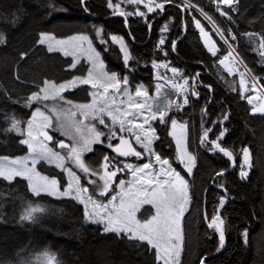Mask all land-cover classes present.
<instances>
[{"label": "trees", "instance_id": "16d2710c", "mask_svg": "<svg viewBox=\"0 0 264 264\" xmlns=\"http://www.w3.org/2000/svg\"><path fill=\"white\" fill-rule=\"evenodd\" d=\"M160 1L165 5L161 15L155 10L144 16L136 13L135 5L125 7L123 1L120 6L126 9L118 14L109 6V0H0V156L17 157L28 152L27 146L20 143L22 129L37 105L26 107V98L45 81L62 82L76 76L77 71L69 70L70 58L39 43L42 33L61 38L92 35L110 71L133 75L134 80L152 88L153 62L171 60L186 70L185 76L197 77L199 94L180 115L188 120V147L197 162L190 178L193 201L183 223L181 264H201L204 259L205 264H264V115L253 114L241 88H234L231 77L220 69L225 45L220 43V54L212 56L195 22L199 20L206 30L211 26L200 15L184 9L179 0ZM192 1L226 35H235L238 54L264 87V56L260 49L264 0H236L235 6L226 9H221L217 0ZM221 11L227 15H221ZM170 22L173 29L166 46L160 49L162 30ZM114 35L126 40L134 58L132 71L127 69L120 47L110 39ZM137 61L143 64L137 66ZM206 105L211 121L229 114L228 122L217 126L211 139L217 140L221 130H226L220 143L233 153L235 163L203 141ZM13 119L21 122L20 132L4 131L11 128ZM158 133L156 151L178 166L169 123L160 125ZM244 148L252 154L248 180L240 175ZM106 154L97 145L86 156V162L97 168ZM38 168L65 185L64 172L45 163ZM221 172L223 175H218ZM221 198L225 200L223 206ZM29 205L44 210L35 213V221H22L21 215ZM216 216L223 221L227 240L221 253L219 232L208 224ZM44 252L55 256V264H161L147 242L104 233L102 227L88 222L82 204L76 200L35 196L23 178L8 182L0 177V264H52Z\"/></svg>", "mask_w": 264, "mask_h": 264}, {"label": "rangeland", "instance_id": "374dc122", "mask_svg": "<svg viewBox=\"0 0 264 264\" xmlns=\"http://www.w3.org/2000/svg\"><path fill=\"white\" fill-rule=\"evenodd\" d=\"M120 1H123L125 3V7H127L128 5H135L137 7L136 13L138 15H141L142 13L144 16H148V14L154 13L155 10H158L160 13L165 9V7H163V9L156 7V5L158 4L164 5V3L160 0H114L112 2V7L118 13L126 9L125 7L120 6L119 3ZM179 1L183 3L184 9H188L191 14L194 13L195 15L196 14L200 15L202 19H204V21L211 26V30L208 29L206 30V28L199 20L196 21H199L200 27H197V24L195 22L196 27L200 30V32H201V28H203L204 30V32H201V35L204 40L206 49L209 51V47H213V46L215 47L216 55H213L212 52L209 51V53L212 56H217L220 54V43H223L225 45L227 50L226 53L220 59L223 60L224 63L221 64L219 61L220 69L231 77L232 79L230 80L231 85L234 88L235 87L237 88V86L241 88V92L244 98L246 99V101L251 106L253 114L264 115V111L256 110V109H264V87L262 86L259 78H257L250 72V70L244 63L243 59L238 54L236 45L233 42L235 39L232 38V36L235 35H233V33L226 35L219 28V26L213 21V19L209 17L206 13H204V11L200 7L194 4L192 0H179ZM123 2L121 3L123 4ZM236 2H237L236 0H233L232 4L228 5L222 3L221 0H217V4L218 6L221 7V9L222 8L226 9V7L235 6ZM149 7L153 8L154 10L149 11L148 10ZM171 24L172 22L165 23L164 25V28L162 30L163 35L160 38L158 44V48L160 49L161 48L164 49V47L167 44L170 33L173 29ZM98 33L100 35L102 34L101 29H99ZM204 33H207V35H204ZM43 36L49 37L50 39H46L45 43L43 44L40 43V44L46 47L48 50H49V45L51 44L53 48L51 52L59 53L66 58H70L72 60V65L69 67V70L73 72L77 71V73L75 74L76 76L72 77L69 80H65L62 82H56V81H49V82L55 85L67 84V82L72 81L76 77L87 78L89 72H91L92 82L97 83L98 85L102 84L108 86V92L104 93L103 87L93 88L92 83L80 84L79 81H77L76 86L69 85L66 88V90L61 91L59 93V96L56 99L54 100L49 99L47 101L33 103L37 105L36 108H39L44 113L45 116L49 117L50 124H48V122L45 121L43 117L37 114L35 119L32 121V129H31L32 138L28 136L29 129L27 127V122H26L24 124V128L22 129L23 131L22 140L25 139L29 140L37 151H47L48 149H51L53 152H57L60 154V156L65 157V159L62 162L64 164V168H71V170L75 172L77 176L80 177L79 186L81 188H87L86 192L80 193V198L83 199L85 203H81L80 199H74L70 196L48 195L47 192H43V191L41 192V195H47L58 199H62V198L74 199L78 203L82 204L84 211H85V204H87L88 206L87 210L89 213L95 210L101 212L102 214H105L104 210L94 209L93 205L90 202H88V197L91 196L92 199L95 200L97 203L108 204L109 201L111 200V197L116 196L117 199L113 203L109 204V210L114 211L115 207L119 206L120 199L123 198L126 202V208H131L134 205L138 206V211H135L134 215L137 220L143 222L146 219H151V217L156 214V207L154 203H141V201L145 199V195L142 189L148 188L149 191H151V188L157 187L155 182L156 180L159 181L172 180L175 178V174L179 173V175L185 181H187V193H188V203L184 206L185 207L184 214L180 220V226L182 230L181 233L182 246H181L179 259L181 264L183 258V251H184L183 223L185 216L188 213L193 201L192 192L190 188V178L194 174V170L196 168L197 162H196V157L190 152L188 147V133H189L188 120L185 117H181L180 115L184 112L185 108L190 104L191 99L195 97L198 98L199 96L197 92V85H198L197 77L185 76L184 74H186L185 72L186 70L184 68L174 65L171 60H165L160 62L157 61V62H153L154 72L152 73H153L155 86L152 88L151 86L144 85L143 83L134 80L136 78L133 77V75H122L119 72L110 71L108 69V61L104 58V54L98 48L96 39H94L92 35L80 33V34H73L61 38V37H56L50 33H42L40 35V39ZM81 36L86 37L87 39H72L73 37H81ZM113 37H115V39H112ZM110 39L112 40L113 43L117 44L120 47L123 53L126 67L128 70L132 71L130 63L132 60H134V58L131 50L127 46L126 40L118 35L111 36ZM100 40H102V38H100ZM161 40H163L164 43H160ZM57 41H63L64 43L58 44ZM176 41H174L173 43L174 45ZM260 49H261V53H264V48L260 47ZM166 51L167 50H164L165 55H167ZM66 52L68 53V55H65ZM229 53H231V55H229ZM126 56L128 57L127 62L125 61ZM135 64L137 66H140L143 64V62L137 61L135 62ZM172 68H176L178 70L177 73H173L171 71ZM112 74H116L117 79L121 81L125 77L128 80L127 85H124L123 83L120 84V92H117L113 87L114 82L108 79V77H110ZM185 80H187V83H185ZM141 86L144 90L147 91V96L138 97L135 95L136 89ZM42 87H44V85ZM125 90L127 91V94H124ZM48 91L50 94H55L54 90L51 88H49ZM194 93L196 94L194 95ZM60 97H63L64 99H60ZM185 97H187L189 101L187 104L183 103ZM249 98H251V102H249ZM105 99L108 101L109 107L112 109V115H115L117 117V121L115 124H113L111 118L107 114L95 112V109L100 107ZM113 100L115 101L114 104H112ZM66 101H71V104L66 103ZM137 103L143 104L145 105V107L142 110L137 109L134 107V105ZM45 105H47L48 107L45 108ZM79 105H89L90 107L80 108L78 107ZM148 105H151L152 111L157 110V108L164 109L167 106V113L164 118L166 122L162 123L159 117H157V119L155 120H152L150 118L149 109L147 108ZM116 107L123 109L125 115L121 116V113L116 112L115 111ZM208 107H209L208 105L204 107V113L206 114V118L204 122H205V130L211 129V131L208 132L206 139L204 138L203 135L204 138L203 141H205V143H208V145H211L212 148L211 150H213L214 152L223 154V152L219 151V149L213 147L211 144V141H217L221 145L220 138L217 140H212L211 138L215 133L217 126H219L220 124H226L228 122L229 114L228 113L225 114L228 117L227 119H224L225 115H222L221 117L219 116L217 118H214L213 121H211V114L208 111ZM36 108L32 109V112L28 120L32 119L33 113L35 112ZM53 108L56 110L55 112L52 111ZM72 112H75L76 115L72 116L71 115ZM56 113L61 114V118L59 120L56 118ZM128 113H131L132 115H127ZM94 114L97 116L96 119L92 118ZM101 116L104 118L105 124L110 126V131L118 132L120 134V137L129 136L131 138V142H129L131 147L134 148L136 151L141 152L142 154L141 157L139 158L134 155H128L126 159L123 161V167L126 164H128V165H132L134 169L137 166L142 167L144 163L150 162L152 164V168L146 170V171H151L155 178L153 184L150 187L144 184L142 180L137 182V177L145 176V173H137V176L134 177L132 175V169L124 168L127 173V176L124 177L125 179L120 177L119 180H116L114 182L110 181L111 187L109 189L108 194L105 196L99 195V189L97 185L100 186L103 185L104 181L100 179V176L104 174H101L102 173L101 168L98 170H92V167H90L86 162V156L93 151V149L97 146V144H105L106 142L107 133L109 132H107L106 129L104 128L105 126L99 123V118ZM121 118H123L124 120V128H125L124 131H120ZM169 118L175 119L177 121L176 128L172 127L171 120ZM145 119H148L149 123L147 124L143 123ZM130 120L133 122L129 123ZM168 123H169V133H170L169 135L173 139L176 148L177 162L179 164L178 166L171 158H166L161 156L155 149V144L160 140V133H158L159 127L160 125L163 126ZM45 124H48V126L45 127ZM93 125H95L97 131L103 132L104 135L100 136L99 143L90 144V148L92 149L91 151H82L81 160L91 170L88 173H84L80 170L79 167H77L76 163H74L72 160H69L67 158V155L73 147L77 148V150H80L86 139L94 138V133L89 131V129ZM180 125H183V127H180ZM76 128H79L80 131L77 132ZM129 128L132 129L131 132L127 131V129ZM149 129H154V132L150 131ZM44 133H46L47 136L52 137V139L48 140L45 137ZM136 135H140L141 140L144 143H147L149 140L151 141V143L148 145L149 150H146L144 147L141 146V144H138L136 142L135 139ZM145 136L147 137V140L145 139ZM178 140H180V144L177 143ZM59 142H63L68 147L60 148ZM24 145L27 146L28 148L27 149L28 152L26 154L17 157L0 156V163L8 164L9 166L16 167L18 169L21 167L34 169V172L39 173L40 176H47L50 179L55 178L59 182L60 191H63L67 187L70 181H72L74 189L76 188L74 177L69 176L67 171L57 166L58 164L61 163L60 160L53 158L52 162H49V160L43 159V160H39L35 165H33L32 157L34 153L32 152V149L28 147L27 144ZM182 150H186L188 155L182 156ZM157 154L161 157V159L168 160V164L161 165L160 163H158L155 160V155ZM188 156H191L193 159L189 160ZM230 159L232 160V158ZM244 159L245 158L243 155L240 175L242 171H246L248 173L247 176L246 177L241 176V177L244 180H248L252 168L251 152H250V163H251L250 168L248 167L247 164L244 163ZM12 161H20L21 163H18L16 165H11ZM40 163H45L49 166H53L57 168L59 171L64 172L66 179L65 185H62L60 179L42 173L38 168V165ZM162 168L164 169L165 174L157 176L156 174L160 173ZM189 168L191 169V172L188 171ZM93 171H95L97 175H92ZM168 172H172L173 175L168 176L166 174ZM16 178H22V177L18 176ZM145 179H147L146 176ZM92 180L97 182L96 185L89 183V181ZM33 181L36 183H43V181H41L39 177L36 176H33ZM120 181H124L123 186L120 185L119 183ZM26 182L29 188V182L27 180ZM29 191L32 193L30 188ZM73 195H75V191ZM224 204H225V200L223 205ZM218 217L220 220H222L220 216ZM212 220H209L208 224L211 223ZM88 222L99 225L100 227H102L103 230L104 225L102 223H93L90 220H88ZM218 223L219 221H217V224ZM211 227H214L219 232L220 235V231L217 229L216 225H213ZM220 228L223 230V224L220 225ZM151 248L153 247L151 246ZM153 249L157 253V249L155 248ZM158 260L161 264H164L163 259H158Z\"/></svg>", "mask_w": 264, "mask_h": 264}, {"label": "snow or ice", "instance_id": "6c2138e0", "mask_svg": "<svg viewBox=\"0 0 264 264\" xmlns=\"http://www.w3.org/2000/svg\"><path fill=\"white\" fill-rule=\"evenodd\" d=\"M83 2V0H82ZM167 2H171V0H167ZM222 3L231 5L233 0H221ZM109 6L111 7V0H109ZM156 7L163 9V4H158ZM149 11H153L154 9L149 7ZM220 9H218L219 11ZM235 10V9H233ZM141 15H143L141 13ZM206 15V14H205ZM221 15H227V13L221 11ZM210 19V18H209ZM15 21H13L14 23ZM197 27H200L199 21H196ZM201 32H204L203 28H201ZM204 35H207V33H204ZM245 35L251 36L252 34L246 33ZM2 37H0V42H2ZM46 39H50L49 37L43 36L39 43L43 44L45 43ZM72 39H87L86 37H73ZM112 39H115L113 37ZM235 39V37H233ZM58 44L64 43L63 41H57ZM160 43H164L163 40L160 41ZM260 47L264 48V38H261ZM53 48L51 44L49 45V51H52ZM209 51L212 52L213 55H216V49L215 47H209ZM25 54H22V56ZM65 55H68L66 52ZM231 55V53H229ZM261 55H264V53H261ZM128 57H125V61L127 62ZM220 63L223 64L224 61L220 60ZM74 67V65H73ZM171 71L173 73H177L176 68H172ZM106 75V74H105ZM92 73L89 72L87 78H80L76 77L72 81L67 82V84H60L55 85L49 81L44 82V87H40L38 92H33L29 97L25 100V106L31 107L34 102H42L47 101L49 99H56L59 96V93L61 91L66 90V88L71 86H76L77 81H79L80 84H89L92 83L93 88L97 87H103L104 93L108 92V86L106 85H98L97 83L92 82L91 80ZM110 81H113V87L117 92H120V84L123 83L124 85L128 84L127 78H123V80H119L116 77V74H112L110 77H108ZM185 83H187V80H185ZM210 87V86H208ZM51 88L54 90L55 94H50L48 89ZM159 90V89H158ZM124 94H127V91L125 90ZM196 93H194L195 95ZM95 95V94H94ZM136 96H147V91L144 90L141 87H138L135 92ZM60 99H64L63 97H60ZM18 102V101H17ZM188 98L185 97L183 103L187 104ZM249 102H251V98H249ZM66 103L71 104V101H66ZM115 101H112V104H114ZM170 106V105H169ZM48 106L45 105V108ZM80 108H87L90 107L89 105H79ZM137 109H143L145 105L137 103L134 105ZM180 107V106H178ZM147 108L150 112V118L152 120L157 119L159 117L160 121L162 123L165 121V115L167 113V106L164 109L157 108V110L152 111L151 105H148ZM259 111H264V109H256ZM53 112L56 110L53 108ZM116 112L121 113V116L125 115L123 112V109L116 107ZM255 111V110H254ZM95 112L97 113H103L107 114L113 124L116 123L117 117L115 115H112V109L109 107L108 101L105 99L104 102L101 104L100 107L95 109ZM39 114L45 121L50 124V120L48 116H45L44 113L39 109L36 108L35 112L33 113L32 119L27 121V127L29 129L28 136L32 138V121L35 119L36 115ZM72 116H75L76 113L72 112ZM127 115H132L131 113H128ZM56 118L59 120L61 118L60 113H56ZM93 119H96L97 116L94 114ZM227 115L224 116V119H227ZM171 120V125L173 128L177 127V121L175 119L169 118ZM133 121H129V123H132ZM21 122L19 120L13 119V122L11 124V128L4 129V131H13L16 130L17 132H20L19 124ZM99 123L102 125H105L106 127L108 125L105 124L104 118L101 116L99 118ZM145 124L149 123L148 119H145ZM48 124H45V127L48 126ZM180 127H183V125H180ZM124 120L123 118L120 119V131H124ZM150 131L154 132V129H149ZM76 131L79 132L80 129L76 128ZM90 132L94 133V138L86 139L81 147L80 150H77V148L73 147L71 151L68 153L67 158L69 160H72L74 163H76L77 167L80 168V170L84 173H88L91 170L89 167L81 160V153L82 151H91L90 148L91 143H99L100 142V136L104 135L103 132L97 131L95 125H93L90 129ZM127 131L131 132L132 129L129 128ZM211 131V129L205 130L204 138H207L208 132ZM226 131V130H225ZM224 131L220 133V137L222 138L224 136ZM45 137L48 140H51L52 137L47 136L46 133H44ZM116 137V132L111 131V134L109 135V139H112ZM120 145H127L128 150H122L120 145L113 146L109 144V147H113L114 151H116L120 156H128V155H134L136 157H141V152L136 151L134 148L131 147L128 140L124 139L123 137H120ZM136 142L138 144H141L142 147H144L146 150L148 149V145L151 143L149 140L147 143L142 142L140 135L135 136ZM145 139L147 140V137L145 136ZM20 143L27 144L30 149H32V152L34 153L32 159H33V165H35L39 160L47 159L49 162H52L53 158H56L61 161L60 164H58V167H61L65 171L68 172L69 176L74 177L76 188L74 189L72 181L69 182L67 187L60 191L59 188V182L55 178H49L47 176H40L39 173L34 172V169H28L26 167L16 168L9 166L8 164L0 163V177H2L5 180H8L11 182L16 177H22L23 179H26L29 182V188L32 191V193L35 196H40L41 192H47L48 195H56V196H70L74 199H80L81 203H85L83 199L80 198L81 192H86L87 188H81L79 186L80 184V177L76 175L75 172L71 170V168H64V164L62 163L65 157L60 156L59 153L53 152L51 149H48L47 151H37L33 145L30 143L29 140H21ZM178 144H180V140L177 141ZM211 144L213 147L219 149V151L223 152V154L229 158H232L233 153L228 151L227 149L221 147V145L217 141H211ZM60 148L68 147L63 142H59ZM243 155H244V163L248 165V167H251L250 163V152L247 148L242 149ZM188 155L186 150H182V156ZM6 159V158H5ZM189 160H192L193 158L191 156H188ZM155 160L160 163L161 165H167L168 160L161 159V157L157 154L155 155ZM105 163L102 165V167L105 169L104 175L100 176V179L104 181L103 185H97L99 189V195L105 196L108 194L109 189L111 187L110 181L113 180L114 177H116L118 171H123V168L120 169H114L112 171H108V164L110 163L109 157H104ZM18 163H21L20 161H12L11 165H16ZM124 168L132 169V175L135 177L137 176V173H145V176L147 179H145V176L137 177V182L143 181L144 184L148 185L149 187L154 182V176L151 171H146L152 168V164L144 163L142 167H135L133 169L132 165L126 164ZM189 172H191V169H188ZM165 174L164 169L162 168L160 173H157L156 175H162ZM168 176H172V172L166 173ZM246 171L241 172L242 177L247 176ZM92 175H97L95 171L92 172ZM218 175H223V172L218 173ZM33 176L39 177L43 183H36L33 181ZM157 187L151 188V191H149L148 188H143V193L145 195V199L141 201V203H154L156 207V214L151 217V219H146L143 222L140 220H137L135 218V211H138V206L134 205L131 208H126V202L123 198L120 199V203L118 207H115L114 211L109 210V204L113 203L117 197L112 196L111 200L108 204L104 203H97L95 200L92 199L91 196L88 197V202H90L93 205L94 209H103L105 214H102L99 211H93L91 213L88 212L87 204H85V217L86 219L90 220L93 223H102L103 226V232L104 233H110L114 232L117 234V236H120L121 234H124L128 239H138L142 242H147V244L151 245L153 248L157 249V257L158 259H163L164 264H180V252H181V246H182V230L180 226V220L181 217L184 214L185 205L188 203V193H187V181H185L179 173L175 174V178L172 180H164L159 181L156 180ZM89 183L96 185V181L92 180L89 181ZM121 186H123L124 181L119 182ZM167 186V187H165ZM75 191V195H73ZM221 206L224 203V198H221ZM44 209L41 208L39 205L32 206L29 205L27 209H25V212L21 215L22 221H35L36 216L35 213L42 212ZM217 221L219 223L217 224ZM223 224V221L219 219L218 216L213 217L212 222L210 223V227L213 225H216L217 229L220 231V241L221 246L223 245L224 240V233L223 230L220 228V225ZM245 237L247 236V232L244 233ZM43 255L45 256L46 260L49 262H52V264H55V256L52 254H49L48 252H44ZM201 264H203V260H201Z\"/></svg>", "mask_w": 264, "mask_h": 264}, {"label": "flooded vegetation", "instance_id": "af4514ba", "mask_svg": "<svg viewBox=\"0 0 264 264\" xmlns=\"http://www.w3.org/2000/svg\"><path fill=\"white\" fill-rule=\"evenodd\" d=\"M105 126V125H103ZM106 129L107 132V137H106V142L105 144H97V145H100L102 146L105 150H106V156L109 157V161L110 163L108 164V171H112L114 169H120V168H123V161L126 159L127 156H120L116 151H114V148L113 147H109V144L113 145V146H116V145H120V134L118 132H116V137L112 138V139H109V135L111 134V131H110V126L108 125L107 127L105 126L104 127ZM124 139L128 140L129 142H131V138L129 136H122ZM121 149L122 150H128V147L126 145H120ZM105 163L104 161V158L102 159L101 161V164L99 165V167L97 168H92V170H98V169H102V173L101 174H104L105 172V169L102 167V165ZM90 166V165H89ZM127 176V173L125 171V169L123 171H118L117 172V175L116 177L113 178V182L116 181V180H119L120 177L125 179L124 177ZM116 183V182H115Z\"/></svg>", "mask_w": 264, "mask_h": 264}, {"label": "water", "instance_id": "95a60500", "mask_svg": "<svg viewBox=\"0 0 264 264\" xmlns=\"http://www.w3.org/2000/svg\"><path fill=\"white\" fill-rule=\"evenodd\" d=\"M118 14H121L120 12ZM222 147V145H221ZM224 148V147H223ZM228 150V149H227ZM230 151V150H228ZM231 152V151H230ZM232 160L234 161V156H232ZM232 170H230L229 172H231ZM210 225V223H209ZM224 233V232H223ZM226 244H227V240H226V235L224 233V245H223V248L221 249L220 253L224 250V248L226 247ZM203 264H205V259L203 260Z\"/></svg>", "mask_w": 264, "mask_h": 264}, {"label": "built area", "instance_id": "2783aa9c", "mask_svg": "<svg viewBox=\"0 0 264 264\" xmlns=\"http://www.w3.org/2000/svg\"><path fill=\"white\" fill-rule=\"evenodd\" d=\"M234 36H232V38H233Z\"/></svg>", "mask_w": 264, "mask_h": 264}]
</instances>
